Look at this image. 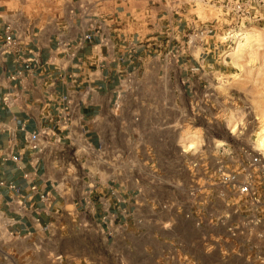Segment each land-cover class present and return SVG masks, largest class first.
I'll return each instance as SVG.
<instances>
[{
	"label": "crops",
	"instance_id": "obj_1",
	"mask_svg": "<svg viewBox=\"0 0 264 264\" xmlns=\"http://www.w3.org/2000/svg\"><path fill=\"white\" fill-rule=\"evenodd\" d=\"M7 21L20 37L0 62V252L10 249L19 264H42L34 256L18 258L36 248L58 255L54 264H118L124 255L115 243L118 234L136 232L119 224L135 207V195L122 187L136 181L102 180L87 175L86 167L82 177L70 178L68 163L101 160L109 169L111 156L130 155L125 147L143 138L151 163L158 159L157 139L172 148L162 153L166 161L174 157L184 165L174 125L178 109L192 111L201 75L212 71L200 64L201 49L176 58L167 50L191 22H202L198 9L186 0H0V27ZM25 57L33 58L27 68ZM7 93L14 98L10 108L1 102ZM64 95L73 109L67 126L57 116ZM40 128L47 132L39 138L43 148L32 150L26 136ZM68 233H75L69 246ZM90 233L100 240L91 253ZM145 234L144 260L152 264L153 234ZM131 241L124 237L125 251Z\"/></svg>",
	"mask_w": 264,
	"mask_h": 264
},
{
	"label": "rangeland",
	"instance_id": "obj_2",
	"mask_svg": "<svg viewBox=\"0 0 264 264\" xmlns=\"http://www.w3.org/2000/svg\"><path fill=\"white\" fill-rule=\"evenodd\" d=\"M205 1L194 7L202 24L218 21L212 40L199 48L204 53L200 64L212 76L201 75L205 81L199 85L200 94H194L192 111L178 109L174 125L180 130L177 148L186 152L184 165L174 157L166 161L162 153L172 148L157 139L153 150L158 159L151 163L143 138L125 147L131 150L129 156H111L109 169L101 160L68 163L70 178L82 177L86 167L87 175L102 180L114 176L136 181L122 187L135 195V207L119 224L136 232L118 234L115 243L124 251L118 264H149L142 249L150 231L156 258L152 264H264V226L256 221L264 213V0L246 2L247 17L237 23H228L223 14L225 0ZM253 156L259 157L258 164L250 163ZM230 173L234 180L223 182V175ZM162 179L169 184L162 185ZM245 179L256 188L259 202L238 192V183ZM149 180L155 183L145 184ZM89 225L99 227V220L90 219ZM74 235L68 233V246ZM87 236L91 253L100 240L97 234ZM124 237L132 239L130 252L124 249ZM24 256L54 264L48 250L33 249L18 258Z\"/></svg>",
	"mask_w": 264,
	"mask_h": 264
},
{
	"label": "built area",
	"instance_id": "obj_3",
	"mask_svg": "<svg viewBox=\"0 0 264 264\" xmlns=\"http://www.w3.org/2000/svg\"><path fill=\"white\" fill-rule=\"evenodd\" d=\"M208 1V0H207ZM206 2L205 0H186V4L191 5L192 7L196 6V3ZM251 2V0H246L242 2V0H225L224 4H222L221 8L224 10L223 14L227 15L228 23L231 22H242L243 18L247 17L248 14V7L246 5ZM218 21L214 19V21L203 23L202 22H191L184 37L180 39V41H175L167 50V53L170 54L172 57H178L185 53H189L192 50L199 49L203 43H207L208 41L212 40V37L215 35L216 25ZM24 30H28L29 26H24ZM19 35L17 34L16 30L13 28V22L7 21L5 22L2 27H0V62L1 56L5 53H9L14 51L18 46ZM84 38H88L89 35L86 33L83 36ZM227 39H224L226 41ZM209 50V49H208ZM207 50V51H208ZM191 54V53H190ZM33 60L32 57H25L23 58L24 67L27 68L28 64ZM13 77V75H11ZM1 102L6 108H10L14 103V98H11L10 95L3 94L1 96ZM59 109L57 112V116L61 117L63 120V124L67 126L70 122L71 117L73 116V109L71 108L70 101L68 100L67 96L61 97V103L59 105ZM75 120V119H74ZM78 121H76L77 123ZM47 135L46 128H40L36 131H31L26 136V143L27 146L32 150L41 151L43 148V144L40 143L39 138ZM84 148L86 151L89 150V146L84 144ZM9 158L17 162L19 156L17 154H11ZM260 161L258 156H253L250 159V163L258 164ZM193 164L192 166H194ZM23 177H27L26 173L22 174ZM235 175L225 174L223 175L222 179L223 182L233 181ZM0 185H3V182L0 181ZM5 186L13 190L15 189L14 185L11 183H6ZM31 190L35 189V185H30L29 187ZM238 192L248 196L251 198L252 201L255 203L259 202V196L257 195L256 188L250 182L249 179H245L243 182L238 183L237 186ZM47 197L46 193H42L39 195V198L45 200ZM261 199L264 200V195L261 196ZM21 205V203L19 202ZM256 221L260 222L264 226V213L263 217L256 218ZM44 228V227H42ZM37 249V248H36ZM29 257H25V259ZM55 259H58L59 256H55ZM27 259V260H28ZM0 264H19L18 260L13 253L9 252L8 250H2L0 252Z\"/></svg>",
	"mask_w": 264,
	"mask_h": 264
},
{
	"label": "bare ground",
	"instance_id": "obj_4",
	"mask_svg": "<svg viewBox=\"0 0 264 264\" xmlns=\"http://www.w3.org/2000/svg\"><path fill=\"white\" fill-rule=\"evenodd\" d=\"M260 143L264 147V141H263V139H261Z\"/></svg>",
	"mask_w": 264,
	"mask_h": 264
}]
</instances>
